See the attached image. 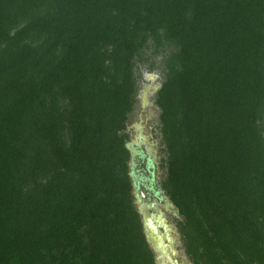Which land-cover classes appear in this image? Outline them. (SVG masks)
<instances>
[{
  "label": "trees",
  "instance_id": "16d2710c",
  "mask_svg": "<svg viewBox=\"0 0 264 264\" xmlns=\"http://www.w3.org/2000/svg\"><path fill=\"white\" fill-rule=\"evenodd\" d=\"M151 47L186 254L264 264V0H0V264H157L125 133Z\"/></svg>",
  "mask_w": 264,
  "mask_h": 264
},
{
  "label": "rangeland",
  "instance_id": "374dc122",
  "mask_svg": "<svg viewBox=\"0 0 264 264\" xmlns=\"http://www.w3.org/2000/svg\"><path fill=\"white\" fill-rule=\"evenodd\" d=\"M163 53L156 54L154 48L146 50L142 61L137 63V96L133 112L129 115L126 134L129 135L128 145L146 149L148 154L153 155L160 168V183L163 185L167 171L164 168V161L167 158L165 145L161 134L160 115L161 110L156 104L157 92L164 81ZM169 223L172 226V249L175 255L172 258L178 264H193L186 254L182 242V235L179 230V223L183 220L170 215Z\"/></svg>",
  "mask_w": 264,
  "mask_h": 264
},
{
  "label": "flooded vegetation",
  "instance_id": "af4514ba",
  "mask_svg": "<svg viewBox=\"0 0 264 264\" xmlns=\"http://www.w3.org/2000/svg\"><path fill=\"white\" fill-rule=\"evenodd\" d=\"M129 149L135 205L143 220L156 263L178 264L172 259L175 255L172 249L173 228L169 223L168 215L179 218L180 214L160 183L161 166L155 161L153 155L146 152V149L138 148L137 145L129 146ZM150 225L155 226L158 232L151 229Z\"/></svg>",
  "mask_w": 264,
  "mask_h": 264
},
{
  "label": "water",
  "instance_id": "95a60500",
  "mask_svg": "<svg viewBox=\"0 0 264 264\" xmlns=\"http://www.w3.org/2000/svg\"><path fill=\"white\" fill-rule=\"evenodd\" d=\"M179 212V211H178ZM151 223V222H150ZM150 227H151V229H153L154 231H156L157 229H156V227L154 226H152V225H150ZM156 232H158V231H156Z\"/></svg>",
  "mask_w": 264,
  "mask_h": 264
}]
</instances>
